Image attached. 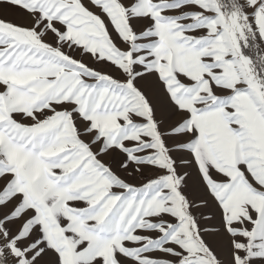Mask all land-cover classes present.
Here are the masks:
<instances>
[{
    "label": "snow or ice",
    "instance_id": "snow-or-ice-1",
    "mask_svg": "<svg viewBox=\"0 0 264 264\" xmlns=\"http://www.w3.org/2000/svg\"><path fill=\"white\" fill-rule=\"evenodd\" d=\"M0 264H264V0H0Z\"/></svg>",
    "mask_w": 264,
    "mask_h": 264
}]
</instances>
